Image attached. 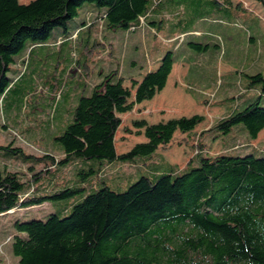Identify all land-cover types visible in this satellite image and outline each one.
<instances>
[{"label":"trees","instance_id":"trees-1","mask_svg":"<svg viewBox=\"0 0 264 264\" xmlns=\"http://www.w3.org/2000/svg\"><path fill=\"white\" fill-rule=\"evenodd\" d=\"M257 1L264 7V0ZM86 2L95 5L93 9L101 13L108 31L148 25L158 32L167 23L164 6L175 0H0V116L2 101L15 86L8 73L16 56L27 50L31 54L32 47L47 42L58 26L65 29L62 42L72 41L88 26V19L72 32L68 22ZM190 44L199 50L208 48ZM78 61L84 67L88 64L86 58ZM174 63V50H167L155 69L140 81L134 79L132 100L120 67L102 75L91 94L84 87L72 121L55 137L62 146L61 158L50 152L27 153L13 142L0 144V150L15 154V158L0 157V214L84 193L64 217L54 213L46 220H16L13 251L21 264H264V157L225 151L210 155L201 140L196 146L199 150L183 168L166 160L148 165L155 177L142 175L123 190L104 178L95 186L88 183L100 175L106 162L135 163L152 158L177 131L190 134L205 120L199 113L155 123L136 119L133 124L144 128L146 141L127 152H117L120 114L163 90ZM248 78L249 89L262 84L264 91L263 73ZM199 100L205 104L211 101ZM260 102L259 98L219 118L203 135L215 139L242 124L249 138L257 139L264 129ZM8 160L27 165L32 161L44 168L36 172V166L28 165L32 177L25 180L18 170L2 165ZM76 160L99 164L82 168L81 177L72 184L61 186L55 178L48 181V187L36 183L41 179L44 183L48 173ZM98 184L102 186L96 188Z\"/></svg>","mask_w":264,"mask_h":264},{"label":"rangeland","instance_id":"rangeland-1","mask_svg":"<svg viewBox=\"0 0 264 264\" xmlns=\"http://www.w3.org/2000/svg\"><path fill=\"white\" fill-rule=\"evenodd\" d=\"M224 1L184 0L179 4L175 0L174 4L167 3L163 8L167 23L158 32L148 25L137 30L108 31L101 21V13L93 9L95 5L86 2L79 8L78 15L68 22L72 32L88 19V26L79 35L74 33L72 41L62 42L65 29L58 26L47 42L34 45L31 54L27 50L16 56V62L11 64L8 74L15 80V86L2 101L0 144L13 142L27 153L50 152L61 158L62 146L55 137L72 121L84 87L88 88L87 94H91L102 75L120 67L125 77L124 85L132 90V100L136 90L134 79L140 81L156 60L172 49L176 66L165 88L154 98L120 114L122 124L115 137L117 152H127L136 143L146 141L144 128L140 130L133 124L136 119L155 123L199 113L205 115V120L190 134L177 131L172 141L161 145L152 158H142L135 163L106 162L100 175L88 183L95 186L104 178L116 184L115 189H120L117 186L120 184L123 190L142 175L154 178L148 165L166 160L183 168L199 150L196 146L201 140L206 143L210 155L225 151L232 155L252 153L264 157V129L255 140L249 138L242 124L215 139L203 135V131L219 118L259 98L264 106L262 84L248 88V75L264 74V7L257 0H240L243 6H232L229 0L227 4ZM191 42L208 45V48L199 50L191 46ZM78 58L83 61L86 58V67ZM199 99L211 101L205 104ZM0 157L15 158V154L0 150ZM21 161L8 160L2 165L7 163L18 170L25 180L32 177L29 166H36V172L44 168L32 161L29 166ZM98 164L99 161L94 160H76L48 173L44 183L42 179L36 183L39 187H48L51 185L48 181L55 178L61 186L72 184L76 177H81L82 168ZM83 196L81 193L29 208L16 207L0 214V264H21L13 251L16 220H46L54 213L64 217Z\"/></svg>","mask_w":264,"mask_h":264},{"label":"crops","instance_id":"crops-1","mask_svg":"<svg viewBox=\"0 0 264 264\" xmlns=\"http://www.w3.org/2000/svg\"><path fill=\"white\" fill-rule=\"evenodd\" d=\"M229 3H230L232 6H233V5H239L240 0H230ZM239 6H243V4H241V5H239ZM258 15H260V14L258 13ZM260 16H262V15H260ZM251 38H252V36H251ZM159 62H160V59L158 58V59L156 60L155 65H154V67H153L152 69H155V68L159 65ZM175 66H176V61H175L174 66H173V70H172V72H171V74H170V76H169L168 82H169V80H170L171 75H173V73H174ZM168 82H167V83H168ZM259 134H260V133H259ZM258 138H259V135H258ZM258 138H257V139H258Z\"/></svg>","mask_w":264,"mask_h":264}]
</instances>
